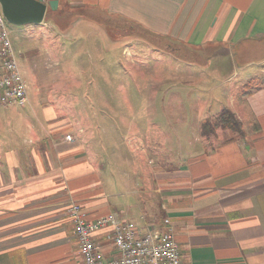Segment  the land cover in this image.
<instances>
[{"label":"crops","instance_id":"crops-1","mask_svg":"<svg viewBox=\"0 0 264 264\" xmlns=\"http://www.w3.org/2000/svg\"><path fill=\"white\" fill-rule=\"evenodd\" d=\"M41 1L47 12L69 16L70 27L81 17L101 24L99 18L111 16L182 44L190 74L214 75L229 92L223 101L213 92L214 100L202 102L207 107L198 127L191 123L187 132L182 124L177 157L148 164L145 145L144 164L132 173L107 164L103 141L77 136L74 123L51 110L24 137L0 138V264H84L71 202L89 219L114 212L142 231L169 217L182 264H264V69L258 68L264 56L257 55L264 45V0ZM170 46L155 48L173 59ZM225 107L242 120L246 135L205 139L201 122ZM106 169L113 178L104 177ZM108 231L96 239L109 257Z\"/></svg>","mask_w":264,"mask_h":264},{"label":"rangeland","instance_id":"rangeland-1","mask_svg":"<svg viewBox=\"0 0 264 264\" xmlns=\"http://www.w3.org/2000/svg\"><path fill=\"white\" fill-rule=\"evenodd\" d=\"M106 18L108 27L90 23L87 17L65 28L46 18L39 26L7 22L16 60L29 83L30 103L0 107V138L20 133L24 137L40 126L37 118L44 110H51L65 116L62 122L72 121L77 136L103 141V156L115 170L132 173L143 165L139 153L145 145L152 154L144 160L148 164L177 157L182 124L187 132L191 123L198 127V116L207 107L202 102L214 100L213 92L223 101L229 88H220L225 83L209 73L201 76L196 68V74H190L180 57L171 59L165 50H156L154 44L166 49L167 41L123 19ZM173 47L171 54L188 52L182 44ZM257 55L264 56V45ZM259 63L264 69V62ZM231 134L240 137L218 129L205 139L219 142ZM105 172L106 179L113 178L109 169Z\"/></svg>","mask_w":264,"mask_h":264},{"label":"built area","instance_id":"built-area-1","mask_svg":"<svg viewBox=\"0 0 264 264\" xmlns=\"http://www.w3.org/2000/svg\"><path fill=\"white\" fill-rule=\"evenodd\" d=\"M7 22L0 4V107L25 106L30 103L29 83L16 60ZM66 137L73 139L71 134ZM68 210L84 264H182L181 247L169 217L160 228L142 231L114 212L89 219L78 202H71ZM106 228V240L114 250L109 257L96 239V233Z\"/></svg>","mask_w":264,"mask_h":264},{"label":"trees","instance_id":"trees-1","mask_svg":"<svg viewBox=\"0 0 264 264\" xmlns=\"http://www.w3.org/2000/svg\"><path fill=\"white\" fill-rule=\"evenodd\" d=\"M62 13H68V12L66 10ZM102 19H104V21H101ZM106 19H107L106 17L101 18V19H99V21H101V23H103L104 25H106L108 27ZM46 20H52V22L54 24H56L59 28H65L66 26L70 27V25H71L69 16H66V15L60 16L59 13L54 12L52 10H49L47 12ZM68 20H69V22H68ZM166 41L168 42V47H169V45H171L170 47L174 48L173 44L176 43L175 41H172L169 39L168 40L166 39ZM154 46L157 48H162L161 45H158V44H154ZM174 54L178 58L180 57L181 59H183L181 54L180 55H178L176 53H174ZM218 129L229 130V131L235 133L236 135H238L240 137H243L246 135V131H245L244 124H243L242 120L229 107L223 108L219 113H217L211 117H207L201 122V129L200 130H201V134L203 136H209L210 134H215V131Z\"/></svg>","mask_w":264,"mask_h":264},{"label":"water","instance_id":"water-1","mask_svg":"<svg viewBox=\"0 0 264 264\" xmlns=\"http://www.w3.org/2000/svg\"><path fill=\"white\" fill-rule=\"evenodd\" d=\"M0 4L12 24L39 26L45 22L47 4L41 0H0Z\"/></svg>","mask_w":264,"mask_h":264}]
</instances>
